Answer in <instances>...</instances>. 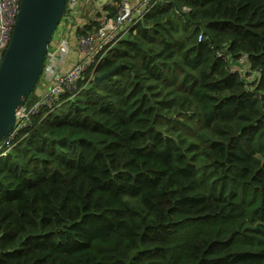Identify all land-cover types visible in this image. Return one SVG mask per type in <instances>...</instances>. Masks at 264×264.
I'll use <instances>...</instances> for the list:
<instances>
[{"label": "trees", "instance_id": "16d2710c", "mask_svg": "<svg viewBox=\"0 0 264 264\" xmlns=\"http://www.w3.org/2000/svg\"><path fill=\"white\" fill-rule=\"evenodd\" d=\"M79 86L0 143V264H264V0H161Z\"/></svg>", "mask_w": 264, "mask_h": 264}, {"label": "built area", "instance_id": "2783aa9c", "mask_svg": "<svg viewBox=\"0 0 264 264\" xmlns=\"http://www.w3.org/2000/svg\"><path fill=\"white\" fill-rule=\"evenodd\" d=\"M22 0H0V64L10 44L16 26L18 13ZM83 0H67L66 13L62 19L59 29L67 20L74 22L77 15H81L79 5ZM101 0H87L89 5ZM161 0H104L98 13L90 18L83 27H78L83 32L76 36V44L80 52L79 60L67 71H59L60 57L70 51L67 40H61V36L54 34L51 45L56 36V48H50L46 55L40 82L49 84L48 90L40 98L30 101L18 111V120L14 130L10 133L14 140L19 130L32 125V118L44 109H53L58 106L67 94L75 96L80 90L79 83L86 76L89 69L94 68L103 59L105 54L113 49L127 32L140 23ZM108 6L112 10H107ZM183 11H189L184 7ZM89 29V31H88ZM58 30V29H57ZM57 32V31H56ZM69 40V39H68ZM93 79V78H92ZM95 79V78H94ZM39 82V83H40ZM38 83V84H39ZM46 84V85H48ZM12 141L5 144L10 148ZM3 150L2 155L6 154Z\"/></svg>", "mask_w": 264, "mask_h": 264}, {"label": "water", "instance_id": "95a60500", "mask_svg": "<svg viewBox=\"0 0 264 264\" xmlns=\"http://www.w3.org/2000/svg\"><path fill=\"white\" fill-rule=\"evenodd\" d=\"M103 1L96 3L93 16ZM66 4L67 0L21 1L12 39L0 64V143L14 130L18 111L40 80L51 41L66 13Z\"/></svg>", "mask_w": 264, "mask_h": 264}, {"label": "crops", "instance_id": "0c3cea01", "mask_svg": "<svg viewBox=\"0 0 264 264\" xmlns=\"http://www.w3.org/2000/svg\"><path fill=\"white\" fill-rule=\"evenodd\" d=\"M137 1V0H133ZM97 3V2H96ZM95 4L89 5L87 0H83L79 5V10L81 15H77L74 18V22L65 21L62 24V27L57 31H60L59 36H61V40H67V46L70 51L64 53V57H60L59 71L65 72L69 68H71L80 58V52L76 44V36H77V28L83 27L86 22L90 21V18L94 15ZM99 11V9H98ZM59 36H56L54 39V43L50 48H56V42L59 40ZM69 39V40H68ZM51 45V44H50ZM49 87V84H42L41 82L38 84L37 89L35 91V96L37 98L45 95Z\"/></svg>", "mask_w": 264, "mask_h": 264}, {"label": "rangeland", "instance_id": "374dc122", "mask_svg": "<svg viewBox=\"0 0 264 264\" xmlns=\"http://www.w3.org/2000/svg\"><path fill=\"white\" fill-rule=\"evenodd\" d=\"M58 29H59V27H58ZM56 34H60V31H57ZM56 34H55V35H56ZM241 70H243V74H244V75H246V74H251V73H250V69H249V67H242ZM253 79H254V78H253V76H252V77H251V80L253 81ZM46 84H48L47 81H46Z\"/></svg>", "mask_w": 264, "mask_h": 264}]
</instances>
